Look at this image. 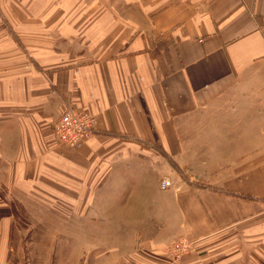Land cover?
<instances>
[{"label": "crops", "instance_id": "1", "mask_svg": "<svg viewBox=\"0 0 264 264\" xmlns=\"http://www.w3.org/2000/svg\"><path fill=\"white\" fill-rule=\"evenodd\" d=\"M68 106L95 115L76 146L53 139ZM11 200L73 260L172 264L185 238L180 264H264V0H0ZM22 242L0 215V264Z\"/></svg>", "mask_w": 264, "mask_h": 264}, {"label": "rangeland", "instance_id": "2", "mask_svg": "<svg viewBox=\"0 0 264 264\" xmlns=\"http://www.w3.org/2000/svg\"><path fill=\"white\" fill-rule=\"evenodd\" d=\"M8 206V208L0 210V215L12 213L16 224H18V231L23 238V242L21 244L22 247L19 246L20 250L18 251L20 253L19 255L22 254V256H11L7 260L8 264H90L91 260H89L87 257L86 259L85 256H81L80 260H76L78 253L74 254L73 251H68L66 247L68 248L69 244L61 242L59 237H56L54 242H51L48 240V238H46L50 231L44 227H41L40 223H38L34 217H46V215L42 214V212L36 210H30L27 212L20 208L19 203H15L12 200L9 201ZM28 214H31L30 223ZM32 219L35 221L32 222ZM53 228L54 227H52V229ZM61 230L62 228H56V233ZM30 233L35 234L37 238L35 241H33V243H30L31 245L25 242L28 239L26 238V235H29ZM191 243L192 244L185 252H177L175 255L171 256L172 264H180V261L184 255L195 253L197 251L195 243ZM74 257L76 259L73 260Z\"/></svg>", "mask_w": 264, "mask_h": 264}, {"label": "built area", "instance_id": "3", "mask_svg": "<svg viewBox=\"0 0 264 264\" xmlns=\"http://www.w3.org/2000/svg\"><path fill=\"white\" fill-rule=\"evenodd\" d=\"M94 126V114L81 107L68 106L63 108L52 125L53 139L60 144L76 146L90 136ZM171 185L172 182L167 177H162L159 181L161 189H166ZM191 244L190 240L182 238L168 247L167 252L173 256L177 252H185Z\"/></svg>", "mask_w": 264, "mask_h": 264}]
</instances>
